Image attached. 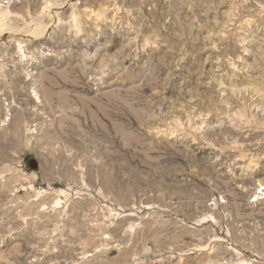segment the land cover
<instances>
[{"label": "rangeland", "instance_id": "obj_1", "mask_svg": "<svg viewBox=\"0 0 264 264\" xmlns=\"http://www.w3.org/2000/svg\"><path fill=\"white\" fill-rule=\"evenodd\" d=\"M8 9L0 264H264V0Z\"/></svg>", "mask_w": 264, "mask_h": 264}, {"label": "bare ground", "instance_id": "obj_2", "mask_svg": "<svg viewBox=\"0 0 264 264\" xmlns=\"http://www.w3.org/2000/svg\"><path fill=\"white\" fill-rule=\"evenodd\" d=\"M48 3V2H47ZM11 12H10V9H8L7 11H3V12H1L0 11V28L4 25V20L9 16V14H10ZM76 16V15H75ZM9 18V17H8ZM74 19V18H73ZM36 21L37 20H35V23H36ZM39 21V20H38ZM41 21V20H40ZM40 21H39V23H40ZM31 22V21H30ZM34 22V21H33ZM32 22V23H33ZM8 24V23H7ZM4 28V27H3ZM28 30V29H27ZM3 32V31H2ZM8 32V31H7ZM77 32H79V31H77ZM31 33V32H30ZM0 34H2V33H0ZM5 34V33H4ZM40 37V36H39ZM36 38V37H35ZM37 39V38H36ZM18 51H20L21 52V47H20V44H19V46H18ZM19 55H21V54H19ZM22 56V55H21ZM34 94H36V93H34ZM6 120V119H5ZM4 119H2V120H0V122L1 121H5ZM252 161V160H251ZM251 163H249V165H250ZM251 166V165H250ZM262 185V183L261 182H258V186H261ZM257 186V187H258ZM256 187V188H257ZM59 191V190H58ZM57 191V192H58ZM39 192V191H38ZM61 192H63L62 190H60V193ZM40 193V192H39ZM256 194V193H255ZM258 194H262V192H258ZM258 194H256V195H258ZM57 200V199H56ZM59 200V199H58ZM57 203H60L59 201H56V204ZM207 216H209V217H211V214H209V215H207ZM247 261H245V260H241V261H239V264H245ZM237 264H238V262H237Z\"/></svg>", "mask_w": 264, "mask_h": 264}]
</instances>
